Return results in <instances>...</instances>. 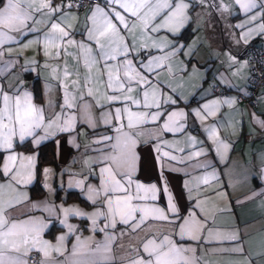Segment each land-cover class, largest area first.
Returning <instances> with one entry per match:
<instances>
[{"label": "crops", "instance_id": "1", "mask_svg": "<svg viewBox=\"0 0 264 264\" xmlns=\"http://www.w3.org/2000/svg\"><path fill=\"white\" fill-rule=\"evenodd\" d=\"M185 2L190 5L187 9L190 19L178 37V43L184 47L177 50L175 55L169 52L168 59L160 61L167 67L158 69V76H150L163 82L155 92L157 100L160 99L161 89L165 98L170 94L173 98L179 97L177 105L163 104L160 111L167 113L182 110L187 113L186 117H174L173 121H169L170 127H175V122L178 121L184 125V130L183 132L163 130L166 115L159 117L155 123L145 124L141 129L143 134L140 136L143 143L139 145L137 151L141 156L147 157L148 167L146 170L138 169L133 177L134 182L145 185L155 183L158 186L161 183V175L166 178L168 191L175 196L180 215L185 219L189 214L195 217L191 230L196 239L179 240L175 235L177 225L183 224L179 218L174 223L149 218L134 231L127 226L118 225L111 255L115 258V264H131L138 255H143L142 251L137 250H140L148 239L155 237L159 241L167 235L181 246L194 249L193 252H186L183 255L189 260H194L195 264H264V93L260 95L257 105L238 99L239 93L246 94L248 90L250 68L246 49L255 40L264 47V34H259L257 28L264 23V18L249 21L248 16L257 14L258 10L245 15L243 10L235 5L234 0H207L206 3L185 0ZM57 4L54 3V6ZM93 6L83 13L68 10L72 19L67 23L74 39L78 41L84 39L80 33L86 27L85 17ZM224 6H227L228 11L223 10ZM238 24H244L246 27L237 28ZM34 26L40 31L29 33L25 41L27 47L6 45L7 52L3 60H13L16 65L5 73L4 78H0V84H3L9 94L17 85H21L23 89L33 94L35 104L48 110L49 101L55 105L62 103V82L67 83L69 90L72 91L73 81L79 80L81 84L84 83L86 70L82 54L74 45H67L66 52H62L59 59L45 56L42 44L29 41H34V37L47 30V18L41 19ZM249 29L253 31L242 37V33L248 32ZM157 35L159 39L167 36L172 44L177 43V39L163 31L154 34L153 38L142 39L139 27L131 30L129 36L136 37L137 45H146L147 49L151 50L141 52L140 60L149 55H161L153 47V39H156ZM49 51L54 53L58 49L50 47ZM136 51H140L139 46ZM135 54L133 52L132 55ZM230 57H235L242 65L239 70L230 67L232 63ZM136 62L138 64V61ZM65 66L70 73L66 81L63 76ZM3 67L4 64L0 63V68ZM113 71L115 72V68ZM91 73L96 78V82L91 86L93 96L85 95L81 101L79 96L86 89L76 92V107L72 109V114H75L78 120L76 131L71 136L61 134L58 142H55L54 134L39 147L30 143L33 146L32 150L18 146L28 141L25 140L17 144L15 149L17 153L35 156L34 175L29 183L20 188L26 196L24 202L8 209L6 215L10 222H20L33 217L44 218L49 222V228L42 236L53 245L58 243L57 237L64 235L67 229L55 219L49 220L47 213L31 210V205L39 203L42 207L44 203H51L63 207L76 206L86 212H92L94 208L86 201V193H82L75 184L79 180L94 186L101 183L98 176L101 165L96 163L100 152L96 149L104 146L95 144L94 141L108 133V126L102 122V113L114 106L107 105L104 109L98 107V104H106L108 94L105 90L106 70L100 65H95ZM214 84L229 88L230 92L221 96L213 91ZM137 91L139 89L134 86L131 94L135 95ZM37 93L40 98H37ZM228 98H234L236 103L231 107H221L215 116H209L201 121L195 115L194 110L202 108L205 103L210 104L213 100L223 101ZM84 103L91 105L89 111L95 119V128L79 123ZM59 110L58 106L51 109L56 112ZM133 110L137 111L135 106ZM151 111L155 112L156 109ZM212 126L216 127L219 138L228 145L227 148L220 146L219 154L216 152L217 144L208 139L205 131ZM66 140H75L80 147L65 145ZM48 141L55 145L57 166L47 165L39 170V148ZM165 151L177 156V161L162 157ZM196 151L206 154L190 159V154ZM6 158L7 154L3 152L1 169L6 163ZM181 158L186 162H178ZM213 173L216 178H213ZM205 177L208 178L207 184L203 183ZM6 180L4 175L0 177V182ZM37 183L43 186L45 193L33 196L32 187ZM69 183H72L73 187H69ZM59 190L60 198L57 199ZM70 191L76 192L84 202L76 198L67 200ZM15 195V192L8 193L4 199H12ZM154 204L169 212L168 193L158 194ZM69 223L80 229L82 238L94 235L86 227L90 225V221L82 217H70ZM53 224L55 226L51 228ZM233 235L236 239H230ZM102 236L103 234H95L96 239H101ZM75 243L74 237L69 236L63 245L66 249L64 255L52 251L49 259L64 261L65 257L70 256ZM37 253L41 260L45 259L43 253ZM7 255L19 254L10 252Z\"/></svg>", "mask_w": 264, "mask_h": 264}, {"label": "snow or ice", "instance_id": "2", "mask_svg": "<svg viewBox=\"0 0 264 264\" xmlns=\"http://www.w3.org/2000/svg\"><path fill=\"white\" fill-rule=\"evenodd\" d=\"M199 2L206 3L207 0H199ZM92 3L94 6L85 17L86 27L80 33L84 39L78 41L74 39L67 21L72 19L68 10L80 5H73L71 0L55 6L54 0H0V63L4 64V67L0 68V78H4L5 73L16 65L13 60H3L7 52L6 45L27 47L25 41L29 33L40 31L34 25L43 18H47V30L40 36L34 37V41L29 42L42 44L45 56L52 59H59L61 53L66 52L67 45H74L82 54V62L86 70L84 83L81 84L79 80L73 81L72 91L69 90L67 83L62 82V103L55 105L49 101L48 110L35 104L33 94L23 89L21 85H17L9 94L3 84H0V152L7 154L6 163L0 169L7 178L5 182H0V264H28L27 256L32 251L43 253L45 259L41 260L40 264H115L111 249L117 238L115 235L117 226H127L134 231L149 218L169 223H174L179 218L183 221V224L177 225L175 233L179 240L196 239L191 230L195 217L189 214L185 219L180 215L175 196L168 191L166 178L161 175V183L158 186L155 183L145 185L134 182L133 177L138 169L146 170L148 167L147 157L141 156L137 151L139 145L143 143L140 136L143 134L141 129L145 124L155 123L159 117L166 115L163 130L168 132L184 130V125L178 121L175 122V127H170L169 121H173L174 117H186L187 113L182 110H172L167 113L160 111L163 104L177 105L179 97L173 98L170 94L165 98L161 89L160 99L157 100L155 92L163 82L150 76H158V69L167 67L160 61L167 60L169 52L175 55L177 50L184 47L178 43V37L181 29L190 19L187 14L190 5L185 0H103V6L100 5L99 0H92ZM234 3L245 15L258 10L257 14L248 16L249 21L254 22L258 18H264V0H234ZM223 10L228 11L227 6H224ZM137 27L140 29L142 39L153 38L154 34L163 31L173 39H177V43L172 44L167 36L159 39L157 35L156 39H153V47L161 55H149L140 60L141 52L151 50L147 49L146 45H137L136 37L129 36L131 30ZM236 27L244 29L246 25L238 24ZM257 28L259 34H264V23ZM251 31L253 29L242 33V37H246ZM138 46L139 52L136 51ZM50 47L58 51L52 53L49 51ZM189 51L191 52V49ZM133 52L136 53L135 56L132 55ZM230 59L232 61L230 67H235L237 70L242 67L235 57ZM95 65H100L106 70L105 90L108 93L106 104H98V107L104 109L107 105L114 106L102 113V122L108 126V133L112 134L105 133L94 141L95 144L104 146L96 149L100 152L96 163L101 165L98 173L101 183L99 186H94L79 180L75 184L82 193H86V201L94 208L92 212H86L76 206L63 207L51 203H44L42 207L39 203L31 205V210L47 213L49 220L55 219L67 229L64 235L57 237L58 243L53 245L43 239L42 234L49 228V222L44 218L33 217L20 222H10L6 215L8 209L24 202L26 196L20 188L29 183L34 175L35 156L17 153L15 149L17 144L25 140L39 147L54 134L55 142H58L61 134L71 136L76 131L78 120L77 116L72 114V109L76 107V92L86 89L79 96L81 101L84 100L85 95L93 96L91 86L96 82V78L92 75L91 69ZM69 75L65 66L63 71L65 81ZM134 86L139 91L132 95ZM235 103L234 98L223 101L213 100L210 104L205 103L202 108L194 111L203 121L209 116H215L221 107H231ZM117 104L121 106L115 107ZM57 106L59 112L51 111ZM133 106L137 111L133 110ZM90 107L88 103L82 105L79 123L95 128L96 122L89 111ZM152 109L156 111L153 112ZM205 131L208 139L217 144V154L220 146L228 147L219 138L215 126L206 128ZM68 144L73 148L80 147L75 140H66L65 145ZM205 154L196 151L190 154L189 158L193 159ZM162 157L177 161V156L170 155L167 151L163 152ZM178 162L186 161L181 158ZM212 176L216 178L215 173ZM203 183H208L207 177L203 179ZM69 187H73L72 183H69ZM11 192H15L16 195L12 199L5 200V195ZM162 193H168L169 212L154 204L158 194ZM73 216L90 221V225L86 227L94 235L82 238L80 229L69 223V218ZM95 234H103V236L101 239H96ZM69 236L74 237L76 241L70 256L65 257L64 261L49 259L52 251L64 255L66 249L63 245ZM230 239L236 237L233 235ZM238 250L242 251V249ZM137 251H142L143 255H138L131 264H195L194 260H189L183 255L186 252H193L194 249L181 246L167 235L159 241L155 237L148 239ZM10 252L19 255H7Z\"/></svg>", "mask_w": 264, "mask_h": 264}, {"label": "built area", "instance_id": "3", "mask_svg": "<svg viewBox=\"0 0 264 264\" xmlns=\"http://www.w3.org/2000/svg\"><path fill=\"white\" fill-rule=\"evenodd\" d=\"M66 0H54V3H62ZM73 5H80L79 7H73L72 10H76L79 13H83L93 6L92 0H71ZM100 4H103V0H99ZM246 57L248 59L250 75L247 81V93L238 94L239 101L247 100L252 105L258 104V99L261 94L264 93V47L259 41H252L246 49ZM213 91L221 96L228 95L230 92L229 88L219 87L213 85ZM27 260L29 264H39L41 256L36 251L28 254Z\"/></svg>", "mask_w": 264, "mask_h": 264}, {"label": "trees", "instance_id": "4", "mask_svg": "<svg viewBox=\"0 0 264 264\" xmlns=\"http://www.w3.org/2000/svg\"><path fill=\"white\" fill-rule=\"evenodd\" d=\"M37 98H40L39 93H37ZM21 148L24 149H28V150H32L33 146L28 143V141H25L22 144L18 145ZM2 156H3V152H0V163L2 160ZM39 162H38V169H42L43 167L47 166V165H53V166H57V161H56V156H55V145L52 141H48L47 143L43 144L40 148H39ZM1 169V167H0ZM3 174L2 172H0V177H2ZM39 182V181H37ZM40 183V182H39ZM32 195L33 196H38L41 195L43 193H45V189H43V186L41 184L38 185L35 184L32 187ZM62 190V189H60ZM60 190L57 192V199L60 198ZM72 198H76L79 199L81 202H84L82 198L79 197V195L76 192L70 191L68 193V197L67 200L72 199ZM55 224V223H54ZM51 228H54V225Z\"/></svg>", "mask_w": 264, "mask_h": 264}]
</instances>
